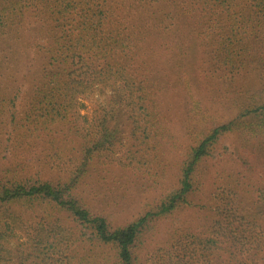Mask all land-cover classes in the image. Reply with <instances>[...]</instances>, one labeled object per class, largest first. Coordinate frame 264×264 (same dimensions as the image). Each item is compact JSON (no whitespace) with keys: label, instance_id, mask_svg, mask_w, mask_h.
<instances>
[{"label":"trees","instance_id":"trees-1","mask_svg":"<svg viewBox=\"0 0 264 264\" xmlns=\"http://www.w3.org/2000/svg\"><path fill=\"white\" fill-rule=\"evenodd\" d=\"M130 16L145 20L137 35ZM189 25L219 80L233 79L253 63L262 96L241 106L235 118L196 127L176 188L134 220L115 225L87 205L79 190L125 130L133 138L132 156L138 151L132 146L167 132L157 108L154 64L173 62L171 68L185 74L187 43H195L183 28ZM29 27H35V40L25 31ZM43 38L46 43L40 44ZM33 43L41 66L18 115V87L7 88L2 77L14 82L22 66L20 46ZM100 84L116 90L109 105L89 119L81 113V99ZM186 93L189 115L196 122L210 120V111ZM200 111L205 115L198 116ZM7 126L13 144L26 138L44 143V157L62 162L63 173L42 177L20 158L0 161V264H8L12 255L14 264H141V237L158 218L195 205L190 196L202 185L204 162L223 134L238 132L241 148L264 151V0H0V137ZM260 160L254 166L263 164L264 170ZM235 164L226 174L228 202L218 206L217 226H206L190 241L208 264H264V178L245 167L249 163ZM239 192L247 194L246 204L237 200ZM14 206L39 217L16 254L7 246L20 228ZM70 220L78 231L68 226ZM171 261L151 260L175 264Z\"/></svg>","mask_w":264,"mask_h":264},{"label":"rangeland","instance_id":"rangeland-1","mask_svg":"<svg viewBox=\"0 0 264 264\" xmlns=\"http://www.w3.org/2000/svg\"><path fill=\"white\" fill-rule=\"evenodd\" d=\"M142 19L144 18L130 16V25L132 24L130 27L136 35L143 27L138 28L140 23L145 22ZM34 28L29 27L25 31L35 40L37 37ZM183 28L190 31L191 37L195 40V43L190 41L187 43L189 53L188 59L183 64L185 74L180 77L177 69L171 68L173 62L168 64L164 60L163 63L154 64V75L159 90L157 108L167 132L161 136L153 131L155 134H152L147 145L132 146L133 150H138L132 156L133 138L127 128L110 156L101 158L79 190L87 205L106 216L115 225H124L134 220L151 204L176 188L180 168L187 155L190 134L196 130V127L202 129L205 127L204 124H217L235 118L241 106L262 96L260 92L258 93L262 81L253 63H247L248 66L233 79L223 76L222 80H219V77L211 72L212 64L206 55V49L195 39L191 25ZM39 43H46V39H41ZM35 48L34 43L20 46L23 54L22 66L14 73V82L10 77L6 78V75L2 77L7 88L18 87L16 88L18 115L24 111V103L29 91L31 93L33 89L32 83L36 81L37 71L41 66ZM115 90L111 85H97L91 94L81 99L83 104L81 113L89 119L96 115L100 108L109 105L112 99L110 97ZM186 91L193 99H199L204 108L210 111L212 117L206 123H203L205 119L203 122H196L192 115H189L192 112L187 102ZM204 115L205 112H198V116ZM131 124L130 119V130ZM7 128L8 130L0 137L4 144L3 147L0 146V157L3 158L1 162L20 158L42 177L53 178L63 173L58 167L63 166L62 162L57 163L56 157L48 162L44 157V143H30L31 140L28 141L26 138L22 143L13 144L8 139L11 130L8 126ZM5 145L7 147L4 149ZM129 147L130 157H128ZM260 152L261 150L255 149L254 146L249 150L241 148V136L238 132L223 134L217 149L204 162L202 185L190 196L195 205L183 207L173 214L155 220L148 233L141 237L138 261L141 264H152L151 260L159 263L171 259L175 264H208L206 259L201 257V250L190 241L199 237L191 236H199L208 225L217 226L215 222L221 219L217 213L218 206L228 202L225 188H229L228 184L231 181L226 174L230 172V167L236 165L235 163H243L244 166L245 163H249V166L245 167L253 168L254 173L264 178L263 164L254 166L256 159L261 162L260 159L264 158V151ZM247 198L245 192H239L237 195V200L240 199L245 204ZM222 200L224 202H221ZM13 210L21 215V222L20 228L15 229L13 235L9 237L7 246L13 254H16L24 246L26 232L31 231V224L38 222L39 217L35 216V212H24L20 207L14 206ZM2 217L1 213L0 218ZM68 226L72 231H78L80 228L75 227L77 225L71 220ZM83 232L87 236L90 234L86 228ZM15 259L12 255L8 264H14Z\"/></svg>","mask_w":264,"mask_h":264}]
</instances>
